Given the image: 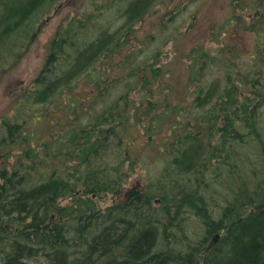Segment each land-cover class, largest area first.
<instances>
[{
	"label": "trees",
	"instance_id": "trees-1",
	"mask_svg": "<svg viewBox=\"0 0 264 264\" xmlns=\"http://www.w3.org/2000/svg\"><path fill=\"white\" fill-rule=\"evenodd\" d=\"M46 1L55 0L2 2V32L11 34L14 31L12 25L15 29L20 20L26 19ZM146 6V0L130 3L126 9V22L132 24L138 20ZM247 31L254 32L260 40L264 27L256 31L250 25ZM105 37L98 38L89 49L68 48L65 58L78 50L81 52L67 67V78H76L89 69L87 67L109 47L110 41L107 42ZM56 41V47H61L62 37ZM75 43L72 40V46ZM240 46L243 45L227 42L218 47L217 62L223 64L229 85L221 94L212 97V101L215 84L210 86L204 82L199 86L194 93L192 109L185 112L184 124L195 127L186 133L190 139L181 138V135L167 139L168 143L178 139L180 144L178 155L172 158L168 154L175 168L176 181L172 187L186 191L188 199L185 200L183 195L179 197L174 203V211L172 207L163 206L165 214L159 217L145 210L147 204L140 201L139 192L127 193L122 204L105 211L95 204V198L103 192L118 194L127 177L121 161L114 162L111 167L93 162L94 159L99 161L110 146H115L118 151L114 152V159L121 157L123 152L126 154L128 147L122 145L119 128L128 123L127 116H122L123 110L128 111L127 103L119 105L115 101L97 111L83 112V106L72 104L75 98L71 90L76 85L64 82V87L58 91L65 93L63 104L69 103L70 110L64 112L58 103L55 104L56 115H51L50 111L42 112L33 121L47 122L42 130L37 131L33 126L32 129L27 117L4 116L0 121V264H264V157L260 158V165L253 172L255 180L241 179L233 193L234 198L222 207L219 218L203 222L205 237L188 245V249L180 246L173 254V247L162 246L163 240L159 238L155 225L171 223L170 227L173 224L181 227L186 206L195 211L194 215L202 214L206 205L202 190L209 187L208 170L214 166L211 160L218 163L221 158L213 153L218 149L212 145L214 134L219 137L218 144L236 142L239 138L244 142L247 137L258 138L262 144L264 125H259L258 110L259 106H264V84L260 80L264 71V49L256 46L257 63L250 60L251 66L245 72L240 71L238 77V49H245ZM54 60L48 58L35 79L39 99L50 91H53L50 97L58 95L61 74L54 77L56 70L50 67ZM238 81L242 83L238 85ZM52 99L43 101L50 103ZM207 105L209 107L204 110ZM65 114H73V119L64 121L68 118ZM205 133L210 147L207 148L209 152L201 157L200 149L186 148V142H199L200 134ZM131 165L129 162L128 167L132 169ZM167 189L162 186L163 191ZM67 196H71L73 202L64 206L61 200ZM237 204L238 210L235 211ZM166 226L169 225L159 227L163 228L160 234H165ZM220 230L223 234L219 242L206 250L204 240L207 235ZM167 255H173L168 262Z\"/></svg>",
	"mask_w": 264,
	"mask_h": 264
},
{
	"label": "rangeland",
	"instance_id": "rangeland-1",
	"mask_svg": "<svg viewBox=\"0 0 264 264\" xmlns=\"http://www.w3.org/2000/svg\"><path fill=\"white\" fill-rule=\"evenodd\" d=\"M7 1L10 0H0V4ZM136 1L139 0L46 1L26 19L20 20L15 29L12 25L14 31L11 34L3 33V25H0V41L4 38L0 46V121L4 116H24L31 120V128L42 130L47 122L33 123L42 112L50 111L51 115H56L55 104L58 103L64 112L70 110L69 103L63 104L65 93L58 91L64 87V82L76 85L71 90L75 98L72 104L83 106V112L97 111L115 101L119 105L127 103L128 111L123 110L122 116H127L128 123L119 128L122 145L128 147L126 154L123 152L122 158L114 159V152L118 151L115 146H110L99 161L93 160L108 167L121 161L127 177L118 194L103 192L97 195L95 204L105 211L113 205L122 204L127 192L141 191L148 208L145 210L159 217L165 214L163 206L172 207L174 211V203L179 197L183 195L185 200L188 199L186 191L172 187L176 181L172 158L178 155L180 144L178 139L171 143L167 139L178 135L188 137L186 133L195 129L190 123L184 124L185 112L192 109L194 93L202 83L215 84L216 92H213L211 101L229 85L223 64L218 63L216 58L220 45L231 42L245 46V49H238V77L240 71L245 72L251 66L250 60L257 63L259 54L256 46L264 49V34L261 32L259 40L254 32L249 33L247 29L250 25L256 31L264 27V0H146L148 6L144 7L143 14L129 24L126 22V9ZM251 6L254 8L251 9ZM239 16L243 18L237 19ZM60 37L63 44L56 47V40ZM104 37L110 44L100 57L80 76L67 78V67L81 52L78 50L65 58L68 48L89 49L93 42ZM72 40L76 42L73 46ZM204 46L206 49H202ZM51 57L55 59L50 66L56 70L53 71L54 77L61 74L57 84L58 95L50 97V92L53 93L50 91L39 99L35 79ZM260 80L264 84V71ZM237 83L240 85L242 82ZM52 97L50 103L43 101ZM258 111L261 127L264 125V106H259ZM65 115L68 118L64 121L73 119V114ZM244 132L247 133V129ZM216 134L211 138L212 145L218 147L214 153L221 158L218 163L211 160L214 166L208 170L209 187L205 186L202 190L206 201L202 214L194 215L195 211L186 206L181 227L176 224L170 227L171 223L155 224L159 238L164 242L160 240L162 246L173 247V254L177 252V247L188 249V245L205 237L203 222L219 218L222 207L234 198L233 193L241 179L255 180L253 172L258 169L260 158L264 157V139L262 144L260 139L252 137H247L244 142L239 138L236 142L218 144ZM199 137V142H186V148L200 149L198 153L203 157L209 152L207 148L210 144L205 139L206 133ZM129 162L132 169L128 167ZM162 186L169 189L163 191ZM155 198H160L161 203ZM72 202L71 196L61 200L64 206ZM235 207L237 211L238 204ZM165 224L169 226L162 235L163 228L159 227ZM217 233V244L223 230L207 235L205 245ZM168 256L165 257L167 262L173 255Z\"/></svg>",
	"mask_w": 264,
	"mask_h": 264
},
{
	"label": "flooded vegetation",
	"instance_id": "flooded-vegetation-1",
	"mask_svg": "<svg viewBox=\"0 0 264 264\" xmlns=\"http://www.w3.org/2000/svg\"><path fill=\"white\" fill-rule=\"evenodd\" d=\"M128 193V192H127ZM132 193V192H131ZM140 193V201H143L144 202V192L142 193L141 191L139 192ZM156 199V201L157 202H159V203H161V200H160V198H155ZM157 199H159V200H157ZM218 239V234H214V236H213V242H216V240Z\"/></svg>",
	"mask_w": 264,
	"mask_h": 264
},
{
	"label": "bare ground",
	"instance_id": "bare-ground-1",
	"mask_svg": "<svg viewBox=\"0 0 264 264\" xmlns=\"http://www.w3.org/2000/svg\"><path fill=\"white\" fill-rule=\"evenodd\" d=\"M133 3V2H132ZM112 32V31H111ZM256 139V138H255ZM264 139V138H263ZM253 146V145H252ZM256 149V148H255ZM224 150V149H223ZM227 150V149H226ZM247 150V149H246ZM249 150V149H248ZM251 152V151H250ZM214 153V152H213ZM218 153V152H217ZM226 155V154H225ZM247 155V154H246ZM261 155V154H260ZM240 157V156H239ZM238 157V158H239ZM245 157V156H244ZM257 157V156H256ZM248 159H249V157H248ZM250 160V159H249ZM246 162V161H245ZM257 162V161H256ZM98 164V163H97ZM195 220V219H194ZM134 221V220H133ZM131 222V221H130ZM133 237V236H132ZM158 248V247H157ZM116 249V248H115ZM171 264V263H170Z\"/></svg>",
	"mask_w": 264,
	"mask_h": 264
}]
</instances>
